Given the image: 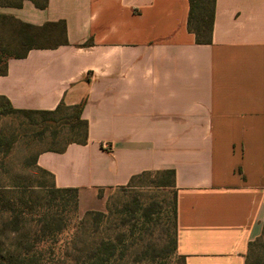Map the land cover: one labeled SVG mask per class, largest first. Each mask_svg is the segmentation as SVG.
I'll return each instance as SVG.
<instances>
[{"label": "crops", "instance_id": "0c3cea01", "mask_svg": "<svg viewBox=\"0 0 264 264\" xmlns=\"http://www.w3.org/2000/svg\"><path fill=\"white\" fill-rule=\"evenodd\" d=\"M0 0V15L65 24L66 44L9 59L0 96L18 110L85 103L87 145L38 165L79 211L143 173L173 170L186 264H246L264 226V0H217L213 42L188 31L189 0ZM88 47H82L85 43Z\"/></svg>", "mask_w": 264, "mask_h": 264}, {"label": "trees", "instance_id": "16d2710c", "mask_svg": "<svg viewBox=\"0 0 264 264\" xmlns=\"http://www.w3.org/2000/svg\"><path fill=\"white\" fill-rule=\"evenodd\" d=\"M24 1L9 0L8 6L21 8ZM28 1L40 10L49 3ZM216 2L189 0L187 28L197 45L213 42ZM63 44V23L35 27L0 15V77L7 74L9 59ZM84 108L85 103H61L53 111L18 110L0 96V120L16 122L0 130V264H186L178 252L173 170L132 178L105 212L88 211L80 218L79 191L57 188L54 175L38 165L43 153L62 154L70 145H87ZM43 142L48 147L35 152ZM20 147L23 157L15 161L12 154ZM147 183L174 191L171 219L165 218L158 202L144 199ZM70 230L72 234L66 236ZM246 264H264V226L262 236L249 245Z\"/></svg>", "mask_w": 264, "mask_h": 264}, {"label": "rangeland", "instance_id": "374dc122", "mask_svg": "<svg viewBox=\"0 0 264 264\" xmlns=\"http://www.w3.org/2000/svg\"><path fill=\"white\" fill-rule=\"evenodd\" d=\"M15 122L14 119L11 118H6V119H1L0 120V130H7L9 127H11ZM48 147L47 143L43 142L40 143V145L35 149V152L42 151ZM21 147L16 149L15 152H13L12 157L15 158L14 160L16 161L17 159H20L23 157ZM122 192L120 189H115L111 191L105 192V194L101 193V198L102 199V204L108 205V203H113L116 202L120 196H122ZM143 197L144 199H147L148 201H155L158 202L159 205L161 206V209L163 212H165V218L171 219L173 210H174V191L169 190V189H157L147 183V185L144 188L143 191ZM105 210L103 212L106 211ZM84 214H81L79 211V217L82 218ZM72 230H70L66 236L69 234H72ZM64 237L67 239V237ZM170 264H176L175 261H172Z\"/></svg>", "mask_w": 264, "mask_h": 264}]
</instances>
